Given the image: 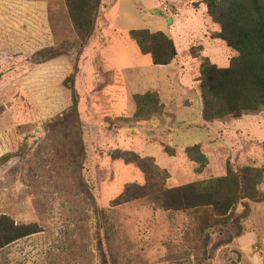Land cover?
<instances>
[{
	"label": "rangeland",
	"instance_id": "rangeland-1",
	"mask_svg": "<svg viewBox=\"0 0 264 264\" xmlns=\"http://www.w3.org/2000/svg\"><path fill=\"white\" fill-rule=\"evenodd\" d=\"M91 5L84 39L66 0H0V213L35 230L0 264H264V108L203 118L201 62L237 55L207 0ZM141 28L172 39L170 63L140 51ZM227 168L242 190L225 213L162 206ZM127 183L149 184L112 203Z\"/></svg>",
	"mask_w": 264,
	"mask_h": 264
},
{
	"label": "trees",
	"instance_id": "trees-1",
	"mask_svg": "<svg viewBox=\"0 0 264 264\" xmlns=\"http://www.w3.org/2000/svg\"><path fill=\"white\" fill-rule=\"evenodd\" d=\"M78 2L79 9L75 11ZM66 3L77 33L80 38L85 39L88 27L86 28L83 23L88 18L86 14L92 9L91 0H66ZM207 5V12L221 26L216 36L224 40L237 55H233L225 67H218L207 60L201 62L200 93L204 109L203 118L211 120L227 115L238 117L251 111L262 110L264 108V0H207ZM86 22L89 23L90 19ZM131 36L142 53L151 55L154 64H168L176 55L172 39L160 31L150 32L146 28L133 29ZM57 56L58 53H52L49 59ZM63 83L71 88L73 76L66 77ZM71 102V108L75 111L77 99L73 91ZM118 154L122 156V153ZM145 160L146 162L142 164L138 163L144 172L149 170L150 163L152 165L150 157ZM259 171L255 169L253 174L246 176V180L251 185L257 182ZM227 172L228 174L223 176L162 190V206L179 210L212 204L218 208L219 214L225 213L242 190V186L236 180L232 182L233 179H229V174L231 175L232 172L230 168H227ZM148 184L127 183L121 193L112 199V203L127 202L138 195H143V190ZM136 188L142 192L136 194ZM32 225L15 223L10 216L0 213V248L34 232Z\"/></svg>",
	"mask_w": 264,
	"mask_h": 264
}]
</instances>
